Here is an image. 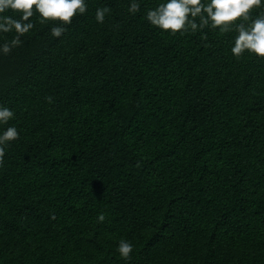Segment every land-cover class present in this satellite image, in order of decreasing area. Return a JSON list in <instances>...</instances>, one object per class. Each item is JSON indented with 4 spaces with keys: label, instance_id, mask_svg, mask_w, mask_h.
<instances>
[{
    "label": "trees",
    "instance_id": "obj_1",
    "mask_svg": "<svg viewBox=\"0 0 264 264\" xmlns=\"http://www.w3.org/2000/svg\"><path fill=\"white\" fill-rule=\"evenodd\" d=\"M139 2L86 0L59 38L35 14L0 55L19 132L0 264H264V59L234 57V30L163 32L145 19L161 0Z\"/></svg>",
    "mask_w": 264,
    "mask_h": 264
},
{
    "label": "clouds",
    "instance_id": "obj_2",
    "mask_svg": "<svg viewBox=\"0 0 264 264\" xmlns=\"http://www.w3.org/2000/svg\"><path fill=\"white\" fill-rule=\"evenodd\" d=\"M259 9L253 17L252 10ZM140 10L139 0H130L128 12L136 14ZM87 11L86 0H0V55H8L23 43L21 37L35 25L30 19L38 14L42 24L53 23L51 35L59 38L72 23L73 17ZM108 7L95 11V21L102 24ZM146 21L169 34L196 33L205 27L219 29L220 32L234 30L231 54L240 58L245 54L264 59V0H161L145 14ZM13 33L11 39L4 34ZM49 103L51 97L46 98ZM15 118L14 110L0 105V166H3L6 146L19 139L15 125L9 122ZM103 213L97 216L98 222L105 220ZM134 245L121 239L116 251L121 259L129 260Z\"/></svg>",
    "mask_w": 264,
    "mask_h": 264
}]
</instances>
